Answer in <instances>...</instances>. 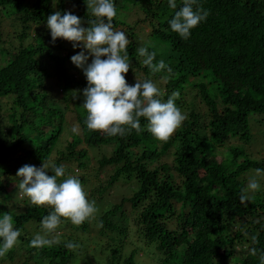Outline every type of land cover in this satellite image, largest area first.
<instances>
[{"label": "trees", "instance_id": "1", "mask_svg": "<svg viewBox=\"0 0 264 264\" xmlns=\"http://www.w3.org/2000/svg\"><path fill=\"white\" fill-rule=\"evenodd\" d=\"M114 2L118 13L129 5L143 12L134 23L132 15L113 19L114 29L129 39L126 82L149 79L164 100L177 92L175 103L186 119L167 142L157 141L143 118L142 131L124 136L88 130L87 80L70 59L82 48L61 38L53 42L46 25L49 15L68 11L88 27L93 17L85 0H0V215H11L20 231V242L0 264H138L148 248L155 264H259L264 160L252 152L251 140L262 127L261 152L264 0H198L209 14L187 40L168 24L182 0L175 10L167 0ZM140 24L147 37L138 34ZM141 47L156 52L153 63L163 60L172 73L144 65ZM53 81L63 96H52ZM72 120L78 134L66 131ZM93 151H99L96 159ZM44 161L63 165V178L75 176L82 185L88 181L78 170L103 181L85 191L99 208L112 187L127 185L130 194L109 200L96 219L80 226L62 218L46 235L55 243L33 248L34 236L45 235L41 220L50 209L20 197L16 173ZM252 178L261 189L241 203V189ZM68 243L78 247L70 250Z\"/></svg>", "mask_w": 264, "mask_h": 264}, {"label": "clouds", "instance_id": "2", "mask_svg": "<svg viewBox=\"0 0 264 264\" xmlns=\"http://www.w3.org/2000/svg\"><path fill=\"white\" fill-rule=\"evenodd\" d=\"M85 3L93 17L88 20V27H83L81 18L68 11H56L49 15L46 25L53 42L61 38L72 42L73 48H82L70 59L83 71L87 80V87L83 90L87 129L112 137L124 136L132 130L142 131L140 121L143 118L147 121V131L157 141L167 142L186 119L175 103L179 94L173 92L166 100L161 99L160 89L149 79L141 81L136 78L137 82L129 85L125 79L130 68L127 51L129 39L123 31L114 29L113 19L118 15L114 0H85ZM167 3L170 9H177V0H167ZM208 14L198 0H182V6L175 11L168 24L180 38L187 40L192 30L205 21ZM138 54L144 58L142 63L153 71L172 73V68L163 60L153 63L156 52L141 47ZM90 57L91 63H88ZM72 131L78 134L80 129L75 126ZM63 177V165L45 161L40 167L24 165L16 173L20 197H26L31 205L48 206L50 209L41 220L45 235L34 236L30 241L33 248L55 243L46 235L53 233L63 220L80 226L96 219L98 208L95 201L87 198L80 179L75 176ZM260 189L261 184L257 179H249L241 189V203L252 200ZM96 227L102 228L103 221H98ZM19 237L20 231L14 227L13 217L0 215V258H4L20 242ZM66 247L72 250L78 245L68 243ZM253 254H257L255 249ZM258 258L259 264H264V251L259 252Z\"/></svg>", "mask_w": 264, "mask_h": 264}, {"label": "rangeland", "instance_id": "3", "mask_svg": "<svg viewBox=\"0 0 264 264\" xmlns=\"http://www.w3.org/2000/svg\"><path fill=\"white\" fill-rule=\"evenodd\" d=\"M138 11L142 12L141 8H136L133 5H129L128 7L123 8L122 10H119L118 17H119V19H122V20L126 21L125 19L126 18L128 19L129 16L132 15V17L130 19H128V21L131 22V20L133 21V20L138 19L139 17H141V15L139 14ZM133 23H134V21H133ZM115 30L122 31V30H120L118 28H116ZM147 31H148V28L142 26L141 24L139 25V28H138V34L139 35H142V37H145V36L147 37V34H146ZM14 43H15V45H17V42H14ZM91 59L92 58L90 57L88 63H91ZM54 83H55V81H53V83H52L53 84V88L51 89L52 96H56V98L63 96L64 92L60 89L59 86H56V84H54ZM250 125H251V122H250ZM75 126H77V125L72 120L70 122V124L67 125V130L66 131L68 132V131L72 130L73 127H75ZM261 132H262V127L257 132L259 135H253L254 137L251 140V142H252L251 150L254 153L257 150V155L264 160V148L262 147V151L260 152L261 147L258 146V145H259V143L262 144V142H260L259 138H257V137L260 136ZM98 155H99V151L91 152V157H93L95 159L97 158ZM95 165H96V160H91V166H95ZM71 169L73 171L77 172L75 165L71 166ZM86 171H88V170H86ZM85 172H81L80 170H78V172H77V174H82L84 176V178L88 181V182H86L85 185H82L83 188H84V191L93 190L95 187H98L100 183L105 185L104 183H102L103 181L102 182H100V181L98 182L95 178L91 177V176H93V174L91 175V173H92L91 171H88L89 172L88 174H86ZM253 173H255V172L250 171L248 173L250 178L255 176V174H253ZM104 176H106V174H101L100 176H98V178H100L102 180H105ZM262 177L264 179V175ZM129 194H130V191H129L127 185L126 186L119 185L118 187L110 188L108 193H105V195L103 197L104 198V203H105V199H107L108 202L106 204L102 203L100 208H99V205L95 203L96 207L98 208V212H99V209H102L105 206H107L110 201H111V203L117 202L121 198V195H129ZM125 207L127 209L128 208V204H126ZM98 212H97V214H98ZM94 240H95V242L97 241V239L93 238V241ZM131 240H134V238L133 239L131 238ZM148 252H149V254L145 255L144 258L142 260H140V262L138 264H155L156 258H155V256H153L151 254L150 248H148Z\"/></svg>", "mask_w": 264, "mask_h": 264}]
</instances>
